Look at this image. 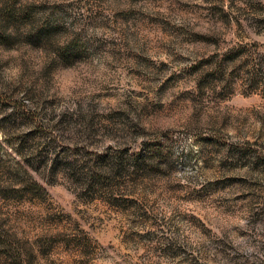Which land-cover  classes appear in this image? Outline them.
<instances>
[{
  "label": "rangeland",
  "instance_id": "374dc122",
  "mask_svg": "<svg viewBox=\"0 0 264 264\" xmlns=\"http://www.w3.org/2000/svg\"><path fill=\"white\" fill-rule=\"evenodd\" d=\"M0 264H264V0H0Z\"/></svg>",
  "mask_w": 264,
  "mask_h": 264
},
{
  "label": "trees",
  "instance_id": "16d2710c",
  "mask_svg": "<svg viewBox=\"0 0 264 264\" xmlns=\"http://www.w3.org/2000/svg\"><path fill=\"white\" fill-rule=\"evenodd\" d=\"M126 168H127L126 167V160L123 157L119 156L117 158V160L115 161L114 167H113L112 172H111L112 179L114 176L115 178H118L119 180H121L122 177H124L125 175H128L129 170Z\"/></svg>",
  "mask_w": 264,
  "mask_h": 264
}]
</instances>
